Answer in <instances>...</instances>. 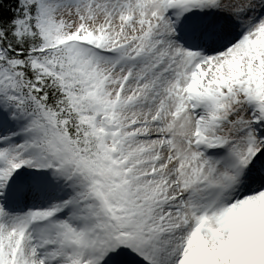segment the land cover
Segmentation results:
<instances>
[{
    "label": "snow or ice",
    "instance_id": "6c2138e0",
    "mask_svg": "<svg viewBox=\"0 0 264 264\" xmlns=\"http://www.w3.org/2000/svg\"><path fill=\"white\" fill-rule=\"evenodd\" d=\"M0 264H264V0H0Z\"/></svg>",
    "mask_w": 264,
    "mask_h": 264
}]
</instances>
